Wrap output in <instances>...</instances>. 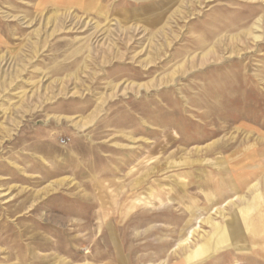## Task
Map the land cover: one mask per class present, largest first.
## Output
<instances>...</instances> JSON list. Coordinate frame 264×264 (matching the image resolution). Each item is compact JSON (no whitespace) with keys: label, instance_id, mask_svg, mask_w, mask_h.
Segmentation results:
<instances>
[{"label":"rangeland","instance_id":"1","mask_svg":"<svg viewBox=\"0 0 264 264\" xmlns=\"http://www.w3.org/2000/svg\"><path fill=\"white\" fill-rule=\"evenodd\" d=\"M0 264H264V0H0Z\"/></svg>","mask_w":264,"mask_h":264},{"label":"crops","instance_id":"2","mask_svg":"<svg viewBox=\"0 0 264 264\" xmlns=\"http://www.w3.org/2000/svg\"><path fill=\"white\" fill-rule=\"evenodd\" d=\"M243 218V217H242ZM242 221L240 220H238V222H237V224L235 225V228H234V232H233V237H235L236 238V241L242 236V233H241V223ZM243 222L244 223H246L247 222V220H246V218L243 220ZM256 225H258V224H256ZM242 238V237H241Z\"/></svg>","mask_w":264,"mask_h":264}]
</instances>
